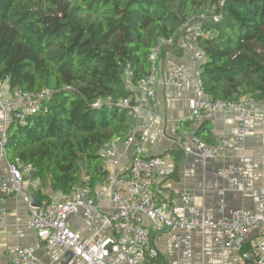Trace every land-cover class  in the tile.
Masks as SVG:
<instances>
[{
  "label": "trees",
  "instance_id": "trees-1",
  "mask_svg": "<svg viewBox=\"0 0 264 264\" xmlns=\"http://www.w3.org/2000/svg\"><path fill=\"white\" fill-rule=\"evenodd\" d=\"M211 5L218 19L195 38L205 92L264 100V0H0V78L12 91H51L46 111L8 124L10 161L32 164L41 185L64 194L103 179L100 148L129 131L127 69L136 85L160 39L176 47L187 20Z\"/></svg>",
  "mask_w": 264,
  "mask_h": 264
},
{
  "label": "built area",
  "instance_id": "built-area-1",
  "mask_svg": "<svg viewBox=\"0 0 264 264\" xmlns=\"http://www.w3.org/2000/svg\"><path fill=\"white\" fill-rule=\"evenodd\" d=\"M215 5L208 6L211 20L218 19ZM204 10L191 16L180 34L178 45L188 51L190 62L200 64L205 60L204 52L195 42L198 35L208 34L204 31L207 22ZM173 38L160 39L150 60V73L131 84L132 72L127 69L128 87L136 91V97H124L120 105L130 116L129 131L126 136L104 143L99 150L106 176L91 183L88 178L82 179L65 194L62 200L39 203L30 208L27 225L35 231L38 242L32 246L18 247L12 253L11 264H39L36 249L45 246L57 248L70 253L67 264H148V260L157 255L152 245L150 229L137 221V215L146 216L157 228L166 229V242L180 251V257L167 264H190L193 256L191 243L192 233L206 227L218 228L221 231V242L225 247L240 250L243 242L248 241V248L241 251L242 264H264V188L258 191L257 210L237 209L228 217L217 219L205 218L199 207L194 204L193 196L185 191L180 193V204L171 205L160 199L153 191L156 183L168 178L173 168L163 156H145L146 138L144 130L148 125L145 115V99L154 98L157 78L155 63L162 47L171 45ZM166 77L177 87L189 83L199 96L189 103L187 119L200 120L211 118L219 111L236 113L240 121L234 134L222 137L217 143L208 144L193 131L182 130L175 140L177 148L184 154H192L203 160H223L229 147H240L246 135L245 120L256 106V100L250 96H238L232 99H213L205 92L200 73L189 65L171 64L166 69ZM9 88V78H0V112L2 123L8 125L12 119L24 121L27 113L46 111L45 102L51 91L14 90L13 99H4V89ZM130 150L132 158L124 172H117L119 165L117 146ZM6 155L5 135L0 134V158ZM35 167L23 163L20 159L8 163V174L0 175V204L11 192H20L26 177L29 185L37 190L41 185L39 177L34 176ZM216 174L225 182V191H242L243 183L238 177V169L233 164H220ZM109 196L114 210L102 218V224L111 227L116 235L114 239L85 240L81 234L72 230L68 218L81 214L83 221L90 225L94 207ZM221 202L219 209L222 210ZM7 214L0 206V227Z\"/></svg>",
  "mask_w": 264,
  "mask_h": 264
},
{
  "label": "crops",
  "instance_id": "crops-1",
  "mask_svg": "<svg viewBox=\"0 0 264 264\" xmlns=\"http://www.w3.org/2000/svg\"><path fill=\"white\" fill-rule=\"evenodd\" d=\"M177 41L176 47L168 45L165 49L162 47L163 52L160 50L155 63L156 94L154 98L144 100V113L148 122L144 130L145 156H163L173 168V173L168 178L154 184L153 191L171 205L180 204L181 192L191 194L194 204L207 219L228 217L237 209L257 210L258 191L264 188V100L256 101L252 115L245 120L246 135L240 147L227 148L223 160H203L197 155L184 154L175 144L182 130L195 133L203 125L204 133L195 134L204 142L213 144L222 137L234 134L240 118L236 113L219 111L211 118L187 119L189 103L199 96L189 83L177 87L167 79L165 72L171 64H182L189 65L192 70L200 73L202 63L192 64L189 52L181 49ZM3 92L5 100L15 96L9 88ZM135 97L136 91L133 95ZM2 119L3 113L0 112V134L5 135L8 125L3 124ZM117 151L120 162L115 170L124 172L130 164L132 153L121 145L117 146ZM9 162L12 161L7 155L0 158V175L8 174ZM223 163L237 167L238 177L244 187L242 191L223 192L225 182L216 174L217 167ZM28 181L29 177H26L21 191H11L0 204L7 210L0 227V264H11L12 253L18 247L32 246L38 242L35 231L27 225L32 205L45 200H62L65 196L46 185L33 190ZM221 202L222 210L219 209ZM113 210L114 204L106 196L94 207L90 225L83 221L81 214L70 216L68 223L85 240L114 239L116 235L113 229L102 224V218ZM137 221L150 229L152 245L157 250V255L149 259L148 264H167L180 257V251L166 242L165 228L155 227L141 214L137 215ZM221 239L222 234L218 228L194 230L190 264H242L240 254L248 248V241L243 242L241 249L237 251L225 247ZM36 256L39 264H67L70 253L40 246L36 249Z\"/></svg>",
  "mask_w": 264,
  "mask_h": 264
},
{
  "label": "rangeland",
  "instance_id": "rangeland-1",
  "mask_svg": "<svg viewBox=\"0 0 264 264\" xmlns=\"http://www.w3.org/2000/svg\"><path fill=\"white\" fill-rule=\"evenodd\" d=\"M204 13H205V15H206V17H207V20H211V15H212V14H210V13L207 11L206 7H205V9H204Z\"/></svg>",
  "mask_w": 264,
  "mask_h": 264
},
{
  "label": "water",
  "instance_id": "water-1",
  "mask_svg": "<svg viewBox=\"0 0 264 264\" xmlns=\"http://www.w3.org/2000/svg\"><path fill=\"white\" fill-rule=\"evenodd\" d=\"M39 205V203L38 202H36L35 204H33L32 206H38Z\"/></svg>",
  "mask_w": 264,
  "mask_h": 264
}]
</instances>
